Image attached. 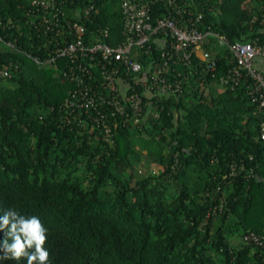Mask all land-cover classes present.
Segmentation results:
<instances>
[{
    "label": "trees",
    "instance_id": "obj_1",
    "mask_svg": "<svg viewBox=\"0 0 264 264\" xmlns=\"http://www.w3.org/2000/svg\"><path fill=\"white\" fill-rule=\"evenodd\" d=\"M143 1L154 22L169 13L165 0ZM180 1L194 19L203 13L196 22L202 30L229 42H264V0ZM92 3L98 11L84 18L87 41L107 24L105 40L118 44L122 0L68 1L62 19ZM27 9L28 0H0V34L21 48L0 43L2 58L20 63L11 77H0V217L9 209L37 216L47 229L49 264H264V243L244 238L255 231L264 241V114L247 82L219 89L236 64L229 45L209 46L218 62L212 71L197 55L192 65L175 64L182 91L146 96V118L127 125L117 115L106 138L90 121L66 117L79 84L64 69L74 62L41 64L26 53L44 56L63 37L31 23ZM151 44L138 55L145 65L162 58L161 43ZM93 70L101 85L99 66ZM5 238L0 230V242Z\"/></svg>",
    "mask_w": 264,
    "mask_h": 264
},
{
    "label": "built area",
    "instance_id": "obj_2",
    "mask_svg": "<svg viewBox=\"0 0 264 264\" xmlns=\"http://www.w3.org/2000/svg\"><path fill=\"white\" fill-rule=\"evenodd\" d=\"M68 1L72 0H28L29 21L45 32L55 30L56 34L62 33L63 37L57 39L53 49L46 46L44 50L47 54L44 56L26 52L41 64L54 63L61 57H68L74 62L68 69H64L79 84L66 100L68 120L74 115L84 126L90 121L93 126L102 129L101 133L106 138H112L113 128L119 124L117 115L127 125L138 124L147 116L146 96L177 94L182 91L181 71L177 70L175 64L181 62L192 65L194 55H197L206 62V71L217 67V59L206 45L212 35L227 43L236 57V64L220 77L223 89L225 85L236 87L243 81L247 82V93L256 103L258 111L264 114V72L255 65L256 56H264V42H229L218 32L202 30L196 22L202 18L203 13L199 12L194 19L187 2L180 0H165L169 13L158 17L155 22L152 20V6L149 2L122 0L124 39L118 44L106 41L105 38L111 33L110 26L106 24L97 33L92 31L96 35L88 42L89 30L84 18H89L91 10L98 11V8L94 3L86 6L83 11L76 8V18L64 21L63 3ZM159 32H163L164 36L158 35ZM152 39L161 43L162 58L152 59L145 65L138 55L141 51H148ZM0 43L21 50L14 40L2 34ZM86 58L88 62L84 61ZM94 65L100 68L103 77L101 85L93 83L96 81ZM19 68L18 61L4 60L0 53V77H11ZM102 85L107 89H103ZM159 114L160 111L155 112V115ZM260 136L264 139V118ZM244 238L264 243L255 231L246 232Z\"/></svg>",
    "mask_w": 264,
    "mask_h": 264
},
{
    "label": "clouds",
    "instance_id": "obj_3",
    "mask_svg": "<svg viewBox=\"0 0 264 264\" xmlns=\"http://www.w3.org/2000/svg\"><path fill=\"white\" fill-rule=\"evenodd\" d=\"M0 230H6V238L0 242V259L20 261L27 264H49L50 253L44 245L47 229L37 216H24L13 209L0 217ZM11 241V242H10Z\"/></svg>",
    "mask_w": 264,
    "mask_h": 264
},
{
    "label": "crops",
    "instance_id": "obj_4",
    "mask_svg": "<svg viewBox=\"0 0 264 264\" xmlns=\"http://www.w3.org/2000/svg\"><path fill=\"white\" fill-rule=\"evenodd\" d=\"M222 41L221 39H219L218 37L215 38L214 36H210L208 38V41L206 43L207 47L214 45L215 47H219L220 45H222ZM255 65L257 68H259L260 70H262L264 72V56L261 54H258L255 58ZM220 90L223 89V86L219 87Z\"/></svg>",
    "mask_w": 264,
    "mask_h": 264
},
{
    "label": "rangeland",
    "instance_id": "obj_5",
    "mask_svg": "<svg viewBox=\"0 0 264 264\" xmlns=\"http://www.w3.org/2000/svg\"><path fill=\"white\" fill-rule=\"evenodd\" d=\"M149 163H150V156L148 154H145L142 160H140L139 166L144 171L149 168Z\"/></svg>",
    "mask_w": 264,
    "mask_h": 264
}]
</instances>
